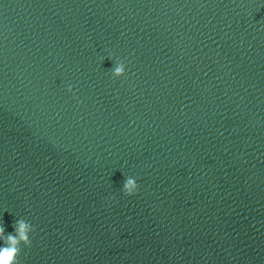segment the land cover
Here are the masks:
<instances>
[{
    "label": "water",
    "instance_id": "obj_1",
    "mask_svg": "<svg viewBox=\"0 0 264 264\" xmlns=\"http://www.w3.org/2000/svg\"><path fill=\"white\" fill-rule=\"evenodd\" d=\"M17 218L18 264H264V0H0Z\"/></svg>",
    "mask_w": 264,
    "mask_h": 264
},
{
    "label": "clouds",
    "instance_id": "obj_2",
    "mask_svg": "<svg viewBox=\"0 0 264 264\" xmlns=\"http://www.w3.org/2000/svg\"><path fill=\"white\" fill-rule=\"evenodd\" d=\"M112 75L116 78L125 76L126 65L119 61L112 68ZM67 91H74L73 85L69 84ZM139 185L133 176H125L122 191L131 197L138 192ZM12 231H7L5 225L0 223V264H18V256L21 254L22 246L31 247V235L34 233V226L23 218L15 219Z\"/></svg>",
    "mask_w": 264,
    "mask_h": 264
}]
</instances>
